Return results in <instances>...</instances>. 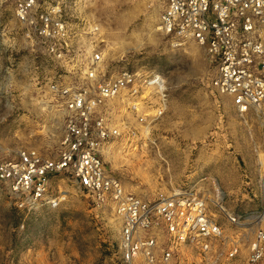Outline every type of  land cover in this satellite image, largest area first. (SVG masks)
<instances>
[{
    "label": "rangeland",
    "instance_id": "rangeland-1",
    "mask_svg": "<svg viewBox=\"0 0 264 264\" xmlns=\"http://www.w3.org/2000/svg\"><path fill=\"white\" fill-rule=\"evenodd\" d=\"M67 12L84 34L78 43L85 57L102 54L107 81L129 69L167 82L168 110L146 131L123 99L97 115L122 128L104 158L127 192L154 201L192 188L211 198L221 193L229 212L264 214V132L213 88L214 67L203 48L159 31L160 3L73 0ZM53 83L84 86L86 69H66L49 57L27 38L13 6L0 0V163L28 150L58 157L69 115L51 94ZM52 188L59 207L25 210L0 185V264H125L122 222L111 205L96 207L68 177L55 178ZM224 223L233 239L235 229ZM243 242L238 260L228 261L224 251L207 264H245L250 241ZM178 253L174 264L200 262L192 249Z\"/></svg>",
    "mask_w": 264,
    "mask_h": 264
},
{
    "label": "built area",
    "instance_id": "built-area-1",
    "mask_svg": "<svg viewBox=\"0 0 264 264\" xmlns=\"http://www.w3.org/2000/svg\"><path fill=\"white\" fill-rule=\"evenodd\" d=\"M2 1L13 6L28 39L66 69L74 64L85 68L87 82L81 87L50 86L51 94L63 99L69 115L57 158L28 150L0 163V185L7 188L15 205L25 210L59 207L52 182L68 177L93 205H111L121 220L125 264H174L180 248L198 254L200 262L195 264H207L224 251L227 260L234 262L241 257L245 240L250 241L245 264H264V214L229 212L221 193L211 198L192 188L149 201L128 193L110 171L104 153H111L110 143L121 136L122 128L98 117L99 110L123 99L146 131L168 110L165 78L123 69L107 81L102 54L96 51L86 58L78 43L84 34L74 30L67 12L73 0ZM155 1L162 8L159 31L203 48L214 67L213 88L231 100L237 115L255 120L264 132V0ZM122 126L128 129L129 125ZM224 222L235 229L236 238L226 237Z\"/></svg>",
    "mask_w": 264,
    "mask_h": 264
},
{
    "label": "snow or ice",
    "instance_id": "snow-or-ice-1",
    "mask_svg": "<svg viewBox=\"0 0 264 264\" xmlns=\"http://www.w3.org/2000/svg\"><path fill=\"white\" fill-rule=\"evenodd\" d=\"M64 159H68V158L65 157ZM61 165H62L63 167H66V166H67L66 164H63V163H61Z\"/></svg>",
    "mask_w": 264,
    "mask_h": 264
}]
</instances>
